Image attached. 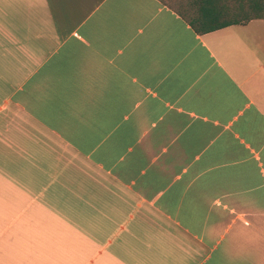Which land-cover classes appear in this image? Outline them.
Listing matches in <instances>:
<instances>
[{"label": "crops", "instance_id": "1", "mask_svg": "<svg viewBox=\"0 0 264 264\" xmlns=\"http://www.w3.org/2000/svg\"><path fill=\"white\" fill-rule=\"evenodd\" d=\"M0 264H264V18L0 0Z\"/></svg>", "mask_w": 264, "mask_h": 264}, {"label": "trees", "instance_id": "2", "mask_svg": "<svg viewBox=\"0 0 264 264\" xmlns=\"http://www.w3.org/2000/svg\"><path fill=\"white\" fill-rule=\"evenodd\" d=\"M175 11L196 32H205L235 22L264 18V0H188Z\"/></svg>", "mask_w": 264, "mask_h": 264}, {"label": "rangeland", "instance_id": "3", "mask_svg": "<svg viewBox=\"0 0 264 264\" xmlns=\"http://www.w3.org/2000/svg\"><path fill=\"white\" fill-rule=\"evenodd\" d=\"M167 6L172 7L173 9H177L180 6L186 5V2H188V0H162Z\"/></svg>", "mask_w": 264, "mask_h": 264}]
</instances>
